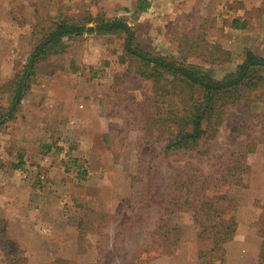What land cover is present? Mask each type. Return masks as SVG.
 <instances>
[{
    "label": "rangeland",
    "instance_id": "1",
    "mask_svg": "<svg viewBox=\"0 0 264 264\" xmlns=\"http://www.w3.org/2000/svg\"><path fill=\"white\" fill-rule=\"evenodd\" d=\"M61 1L67 10L57 20L80 21L98 15L109 20H127L132 23L135 43L147 51L200 67L216 79L235 72L247 52L252 51L250 46L234 51L228 48L231 44L222 41V28L217 25V11H213L211 3L204 8L200 5L166 27L158 28L144 22L138 24L132 15L126 16L123 0ZM17 15L24 25L32 22L24 27L28 36L23 39L20 36L21 55L37 46L44 35L42 30L54 19L49 20L43 12L28 19L22 9ZM76 45L91 54L85 58L88 62L95 60L84 75L83 89L86 100H100L98 109L102 120L97 121V134L86 147L82 145L83 149L77 146L78 142H72L76 139H51V145L57 147L54 152L51 150V156L41 159L42 164L31 167L28 173L23 171L22 180L35 185L32 186L34 199L27 209L34 215L33 232L12 235L4 219L0 224V264H11L9 250L14 242L27 259L20 264H52L62 259L53 244L56 240H72L75 244V248H67L64 254L74 258L63 257L71 264H201L199 252L205 243L197 239L194 212L176 204L179 195L172 187L173 181H181L184 173L191 172L213 174L221 179L224 176L221 172L231 160V151L238 152L248 140L257 144L254 150H248L251 152L245 159L249 169L235 172L230 178L234 183L229 193L237 201L239 228L234 240L226 245L225 264H260L256 254L262 247L260 231L264 228L263 92L250 91L243 100L228 108L224 123L212 139L214 148L209 155L185 150L168 153L150 120L157 118L166 107L156 102L160 99L154 96L152 82L140 79L136 75L138 66L129 63L125 33L87 32L67 38L60 51ZM6 48L9 50L10 45ZM100 51L105 53L97 59L95 55ZM26 58L16 59L14 72L11 74V69H7V78L0 74V117L10 108L16 89L13 80L23 77L29 61ZM175 97H167L165 101H177ZM19 116L0 126V166L26 164L22 148H15L12 153L7 142L12 128H21ZM101 129L107 131L102 133ZM240 164L241 160L237 166ZM63 217L70 230L59 234L58 221ZM160 225L182 229V238L172 254L165 253L168 247L157 234ZM149 245L153 248L151 258L144 251Z\"/></svg>",
    "mask_w": 264,
    "mask_h": 264
},
{
    "label": "trees",
    "instance_id": "2",
    "mask_svg": "<svg viewBox=\"0 0 264 264\" xmlns=\"http://www.w3.org/2000/svg\"><path fill=\"white\" fill-rule=\"evenodd\" d=\"M148 7L149 4L140 5L139 11H145ZM50 24L42 30L44 35L35 47L22 79L14 82L16 89L10 108L0 117V126L14 117L27 90L26 81L36 65L49 53L58 52L64 38L82 36L87 32L125 33V53L129 63L138 66L136 75L140 79L152 82L154 96L160 99L156 102H161L166 107L159 116H156L157 118L150 120L153 126L157 127L159 132L157 138L165 142V150L168 153L185 150L195 151L198 155H209L214 148L212 139L224 123L228 108L243 100L250 91L260 89L264 95V57L253 51L247 52L244 61L235 72L223 79H216L200 67L188 66L174 58L147 51L135 43V32L124 19L109 20L98 15L80 21L62 18ZM174 96L177 101H165L167 97ZM246 143L238 152L231 151V160L225 171L221 172L224 175L221 179L213 174L198 175L191 172L184 173L181 181H173L172 187L179 195L176 204H182V209L194 212V220L198 225L197 239L201 244L205 243V248L199 252L201 264H225L226 245L236 237L239 228L237 201L229 193L230 185L234 183L230 178L235 176V172H245L249 169L245 159L251 152L248 150L250 148L254 150L257 144L253 140H248ZM239 160L241 164L237 166ZM226 186L228 187L225 188ZM211 192L214 194H210ZM260 232L263 243L256 255L260 264H264L263 227ZM157 234L163 241L162 244L168 247L164 248L165 253L172 254L173 248L182 238V229L177 226L166 228L160 225ZM13 244L14 246L9 250L11 264L26 261L19 245L16 242ZM144 251L147 253V258H151L153 251L151 245ZM52 264L71 263L58 259Z\"/></svg>",
    "mask_w": 264,
    "mask_h": 264
},
{
    "label": "crops",
    "instance_id": "3",
    "mask_svg": "<svg viewBox=\"0 0 264 264\" xmlns=\"http://www.w3.org/2000/svg\"><path fill=\"white\" fill-rule=\"evenodd\" d=\"M35 1L0 0V47H5L0 49V74L4 78H7V69H11V74L14 72L16 59L27 56L30 60L35 50L31 47L26 54L20 55L18 48L20 36L21 39L28 36L24 27L26 25L27 28L32 22L25 25L20 23L17 12L20 9L25 10L28 19L34 18L38 12L39 14L43 12L49 20H57L67 10L66 5L60 3V0ZM210 3L213 5H210L213 11H217L216 20L218 27L222 28V41L226 45L231 44L228 48L235 51L250 46L253 52L264 57V0H123V7L126 11L124 14L132 15L138 24L144 22L146 25L153 24L159 28L166 27L180 15L190 13L200 5L204 8ZM146 4H149V7L145 11H139V6ZM26 37L25 40H28ZM65 40L67 38L63 41ZM7 44L10 45L9 50L6 48ZM74 47L66 51L49 53L36 65L26 81L27 90L21 104L14 113L13 118L20 115L21 128H12L7 142L12 153L15 148H22L26 164L12 163L11 166L6 163L0 166V180H3L0 181V224L6 219L7 231L12 235L33 232L31 224L35 222L34 215L27 212L28 204L32 198L34 199L32 186L35 185L33 183L28 185L22 180L23 171L27 172L31 167L34 169L35 166H39V163L42 164L41 159L45 157L48 159L51 150L54 152L57 149L56 145H51L53 142L51 139L69 138L71 141L76 139L77 141L72 142H78L77 146L83 149V146L90 144L91 137L98 131L97 121L101 119L98 109L100 100L92 101L93 98L86 100L83 89L84 75L95 60L88 62L85 58L91 54L81 51L77 45ZM103 52L105 53V51L96 53L97 59ZM21 79L22 77L19 80ZM16 80L18 79L13 81ZM101 130L102 133L107 131ZM75 149L77 147L72 152H75ZM67 153L71 157V150ZM59 222V234L70 230V227L64 224L65 217L63 220L59 219ZM72 242L56 240L53 243L59 249L58 257L67 260L74 258L73 255H64L67 248H75ZM49 251L53 254L52 249Z\"/></svg>",
    "mask_w": 264,
    "mask_h": 264
}]
</instances>
